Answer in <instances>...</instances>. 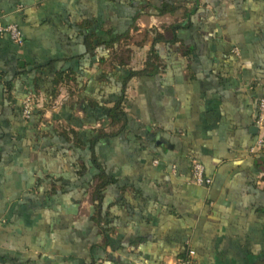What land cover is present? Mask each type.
Listing matches in <instances>:
<instances>
[{
    "label": "crops",
    "instance_id": "0c3cea01",
    "mask_svg": "<svg viewBox=\"0 0 264 264\" xmlns=\"http://www.w3.org/2000/svg\"><path fill=\"white\" fill-rule=\"evenodd\" d=\"M170 1L180 9L157 16L144 4L162 0H0V25H17L24 38L18 45L0 35V264H177L187 256L264 264V150L250 153L264 88V0ZM166 19L174 21L150 23ZM109 31L129 33L95 47L92 34L108 39ZM154 53L159 73L128 83L127 129L96 147L118 180L105 191L106 245L91 219L98 171L86 154L78 176L79 156L58 149L64 141L54 131H117L83 107L103 75L113 80L121 64L145 70ZM28 93L40 122L14 116ZM192 160L211 186L189 183Z\"/></svg>",
    "mask_w": 264,
    "mask_h": 264
},
{
    "label": "trees",
    "instance_id": "16d2710c",
    "mask_svg": "<svg viewBox=\"0 0 264 264\" xmlns=\"http://www.w3.org/2000/svg\"><path fill=\"white\" fill-rule=\"evenodd\" d=\"M146 7L153 8L157 11V16H164L166 14L175 13L180 9L179 5H176L174 2L170 0H162V4L159 7L153 6L150 3L144 4ZM195 6H198V0H195ZM140 15V14H139ZM193 15V11H189L185 13V19L187 22V26L191 24V17ZM138 16L134 18V21ZM173 39L169 43H176L177 32L182 29L181 26L175 25L172 26ZM129 32H125L119 35V37H111L110 31L108 33L109 38H103V36L97 37L95 34H92V37L97 38V45L95 47L105 46L110 48L123 38L128 35ZM107 33L105 32L104 36ZM162 41V37L157 35L154 39L153 48ZM159 60V56L154 53L149 57L147 68L142 71H136L127 68L124 64L119 65L115 68V74L113 76V80H111V76L107 77L103 75L99 81H102V85L100 90L97 91L96 94H93L88 98V106H84L83 110L85 113H88L94 120V122L103 121L108 124V128L118 127V130L115 132H106V128L104 125L100 128H93L88 130L85 135L76 131L73 128H65L62 131L55 130L54 135L58 138H61L64 141V144L61 146V151L71 152L74 155L79 157L75 160V166L78 168L76 172L78 176H83L87 170V166L84 163L86 154L90 155L89 166L97 169L98 175H96L93 179H98L97 184L94 186L93 191V215L91 217L92 221L98 226L101 234L105 238V244H111V240L109 235L112 234L113 228L111 227V222L108 220V215L104 210V199H105V191L107 188L118 183V180L111 176L107 172V168L105 165L99 162V159L96 155V147L99 143L104 140L111 139L117 137L125 132L128 126L129 117L126 112V90L128 83L135 77H142L146 75L158 74L160 70V66L156 63ZM149 68L152 71H148ZM62 80V77H58L55 82L58 84ZM113 88V92H111ZM5 91L8 94V99L11 100V92L13 90L12 81H6L4 83ZM113 94L114 98L111 100L110 95ZM32 95V93H28L24 96L25 99L27 96ZM34 96V95H33ZM116 97V98H115ZM35 98V110L30 119L25 120L22 118V106L23 102H21L20 106H14L13 113L15 118L20 122L26 123L29 120H35L37 122L41 121V111L36 106V96ZM90 111V112H89ZM50 131V130H49ZM38 131L39 134L52 135L50 132ZM94 264V263H92Z\"/></svg>",
    "mask_w": 264,
    "mask_h": 264
},
{
    "label": "built area",
    "instance_id": "2783aa9c",
    "mask_svg": "<svg viewBox=\"0 0 264 264\" xmlns=\"http://www.w3.org/2000/svg\"><path fill=\"white\" fill-rule=\"evenodd\" d=\"M0 35L8 37L15 44L22 45L24 43L22 31L17 25H0ZM22 104V118L28 120L31 118L35 110L34 96H27ZM255 126L259 131V136L255 145L250 149V153H257L264 150V135L262 134L264 132V88L258 99V111ZM171 171L176 175V166H172ZM189 183L197 187H209L213 183V180L205 174V166L197 160H192L191 162V177ZM177 264H194V262L190 256H187V258L179 259Z\"/></svg>",
    "mask_w": 264,
    "mask_h": 264
},
{
    "label": "rangeland",
    "instance_id": "374dc122",
    "mask_svg": "<svg viewBox=\"0 0 264 264\" xmlns=\"http://www.w3.org/2000/svg\"><path fill=\"white\" fill-rule=\"evenodd\" d=\"M174 21V20H173ZM171 19H166V20H163L161 22H150L152 24V27L153 29H156V27H160L162 26L163 24H169L170 22H173ZM153 33H155V31H153ZM143 49V48H142ZM145 53H143V50L135 53L134 55V60H136L137 64L141 65L144 63V58H145Z\"/></svg>",
    "mask_w": 264,
    "mask_h": 264
}]
</instances>
